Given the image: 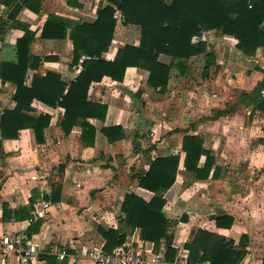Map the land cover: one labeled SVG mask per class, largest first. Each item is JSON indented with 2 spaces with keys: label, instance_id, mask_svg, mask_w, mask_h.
<instances>
[{
  "label": "crops",
  "instance_id": "obj_1",
  "mask_svg": "<svg viewBox=\"0 0 264 264\" xmlns=\"http://www.w3.org/2000/svg\"><path fill=\"white\" fill-rule=\"evenodd\" d=\"M12 1L8 6V0H0V18L16 23L0 41V62H15L14 47L27 30L34 35L29 54L38 57L41 65L37 72L28 70L25 84L30 85L35 73L43 77L53 73L70 85L88 57L82 56L73 65L70 26L93 24L99 9L111 4L108 0H38L28 5L26 0ZM16 4L21 9L9 20ZM118 15L117 11L113 36L118 45L111 41L103 54L106 61H113L124 45H139L138 28L117 21ZM49 19L54 24L42 38ZM62 25L68 26L63 39L57 37L64 34ZM212 35L219 40L215 47ZM200 41L213 49L214 65L204 72L205 58L199 55L186 62L185 75L173 67L165 93L149 88V73L134 67L127 68L122 82L104 77L92 83L87 100L106 106L107 112L104 121L88 120L96 133L86 144L79 126L64 135L58 125L64 109L38 101H33L32 111L26 114L51 117L42 144L36 143L30 129L20 131L17 139L0 136V235L26 232L33 238L39 254L31 264H72L73 259V264H94L80 256L81 250L101 247L108 251L103 232L109 230L124 241L108 252L142 245L161 255V264L173 263L182 251L188 252L190 263L202 262L190 260L189 246L199 232L210 235H202L193 245L199 258H207L205 262L210 263L222 243L231 249L233 264H264V113L244 106L229 111L238 93L251 92L263 74L249 73L248 85L238 87L240 73L234 74L235 67L251 58L236 49L237 41L215 32L193 39V43ZM159 61L173 65L167 56H160ZM14 94L15 85L0 80V117L14 109ZM110 127L122 128L125 137L108 142L101 129ZM185 136L201 138L208 153V160L200 158L198 172L185 168ZM172 156L179 158V164L162 209L172 223L169 261L165 241L156 246L143 240L141 231L127 223L122 205L127 195L149 203L154 194L138 185V177L149 171L150 162ZM205 174V179L198 177ZM38 202L49 204L43 219L32 215ZM55 249H67L68 257L58 259ZM231 263L224 260L221 264Z\"/></svg>",
  "mask_w": 264,
  "mask_h": 264
},
{
  "label": "trees",
  "instance_id": "obj_2",
  "mask_svg": "<svg viewBox=\"0 0 264 264\" xmlns=\"http://www.w3.org/2000/svg\"><path fill=\"white\" fill-rule=\"evenodd\" d=\"M7 5L13 3L8 0ZM39 2L38 0H26ZM111 4L99 9L97 20L93 24L71 25L70 40L73 44V65H78L82 56L90 60L81 63V71L76 80L66 85L60 77L48 73L45 77L35 73L30 85L27 86L28 70L38 71L41 60L31 56L30 45L34 35L25 31L22 38L17 40L14 47L15 62H0V80L2 83L15 85V107L11 111H4L0 117V136L2 140L17 139L20 131H33L37 144L44 142V131L49 127L51 117L39 115L31 117L26 112L32 111L33 101H38L50 108L64 109V115L58 125L64 135L70 134L75 126L82 128V138L85 144L90 137L95 136V129L89 119L104 121L107 107L91 103L87 100L88 91L92 83L100 82L104 77L122 82L127 68H138L147 71L149 78L147 86L160 93H165L171 70L173 67L185 75L186 62L192 57L203 55L205 58L204 72L215 63V54L207 42L193 43V39L203 33L215 32L220 36L234 38L236 49L242 55L252 58L258 50L264 51V0H108ZM123 17V24L134 26L139 30V45H124L118 48L113 61H106L103 54L107 52L113 39L116 12ZM54 20L49 19L41 37L48 36L46 31L53 26ZM15 21L0 18V41L6 32L13 28ZM68 26L62 25L61 39L65 38ZM160 56H167L173 65H165L159 61ZM48 60V59H45ZM263 78L255 88L246 93L241 91L237 95L235 105L229 111H235L239 106L252 108L253 111L264 113V70L258 69ZM228 111V110H227ZM108 142L122 140L125 136L120 127L102 128ZM1 142V140H0ZM202 139L185 136L183 152L185 153V168L189 172L197 171V165L202 156L208 153L203 149ZM178 157L158 158L150 162L149 171L138 177V185L154 194L149 203L134 195H127L122 205L127 223L141 231V238L154 243L156 246L162 240L166 245V257L170 261L172 250V234L169 220L162 213L165 204L164 195L175 182ZM207 165V164H206ZM208 169H206V173ZM202 177L207 178V174ZM204 232H199L189 246L191 261L207 260L198 257L194 244ZM106 239V250L121 245L124 237L109 230L103 232ZM228 244V243H227ZM232 244V243H230ZM217 253L210 264H221L224 260L234 263V256L227 245L220 244ZM216 250V251H217ZM236 262V261H235Z\"/></svg>",
  "mask_w": 264,
  "mask_h": 264
},
{
  "label": "built area",
  "instance_id": "obj_3",
  "mask_svg": "<svg viewBox=\"0 0 264 264\" xmlns=\"http://www.w3.org/2000/svg\"><path fill=\"white\" fill-rule=\"evenodd\" d=\"M117 21L123 22L122 14L119 12ZM112 45L117 46V40H112ZM85 60H90L85 57ZM41 205L42 207H38ZM49 204L46 202H38L35 205L33 218L43 219ZM39 250L37 243L33 238H29L26 232H12L0 235V264H31L38 256ZM58 259L68 257L67 249H55ZM83 258L90 259L94 264H161L164 258L161 255L152 254L146 251L142 245L138 248L132 246H124L117 248L111 252L105 251L103 248L89 249L83 247L80 253ZM12 259L15 261L12 262ZM72 260V264L74 263ZM170 264H210L209 262L190 263L188 252L182 251L177 259Z\"/></svg>",
  "mask_w": 264,
  "mask_h": 264
},
{
  "label": "rangeland",
  "instance_id": "obj_4",
  "mask_svg": "<svg viewBox=\"0 0 264 264\" xmlns=\"http://www.w3.org/2000/svg\"><path fill=\"white\" fill-rule=\"evenodd\" d=\"M212 41L214 42V47L216 45H218L219 40L217 39L216 36L212 35L209 36ZM224 54V51L220 52L219 55ZM231 55L232 57H234V53H228V55ZM239 66L235 67V73H240V84H238V87H244L245 85H248V80H246V78H249V73L252 72H256L258 70V68H264V51L260 50L257 51L256 55L254 57H252L251 59L248 60H244L243 63L238 64ZM236 68H238V70H236ZM257 72H260L259 70ZM232 78L234 80L237 81V77H235L234 75L232 76ZM247 81V82H246ZM261 81V80H260ZM259 81V82H260ZM252 84V82H251ZM264 95V94H263Z\"/></svg>",
  "mask_w": 264,
  "mask_h": 264
},
{
  "label": "water",
  "instance_id": "obj_5",
  "mask_svg": "<svg viewBox=\"0 0 264 264\" xmlns=\"http://www.w3.org/2000/svg\"><path fill=\"white\" fill-rule=\"evenodd\" d=\"M21 9V5L20 4H16L10 11L9 15H8V19L9 20H13L17 14L19 13Z\"/></svg>",
  "mask_w": 264,
  "mask_h": 264
}]
</instances>
